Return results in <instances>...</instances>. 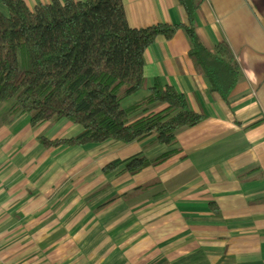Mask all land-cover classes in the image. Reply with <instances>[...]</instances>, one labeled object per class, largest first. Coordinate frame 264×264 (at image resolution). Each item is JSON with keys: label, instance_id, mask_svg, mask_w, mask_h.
<instances>
[{"label": "crops", "instance_id": "0c3cea01", "mask_svg": "<svg viewBox=\"0 0 264 264\" xmlns=\"http://www.w3.org/2000/svg\"><path fill=\"white\" fill-rule=\"evenodd\" d=\"M21 1L32 10L52 0ZM121 3L131 29L187 25L178 0ZM195 23L207 50L228 47L241 80L224 102L189 60L182 30L154 41L147 85L171 87L203 117L164 163L104 174L166 150L153 138L48 149L39 138L81 128H32L27 117L0 126V264H264V0H203Z\"/></svg>", "mask_w": 264, "mask_h": 264}, {"label": "trees", "instance_id": "16d2710c", "mask_svg": "<svg viewBox=\"0 0 264 264\" xmlns=\"http://www.w3.org/2000/svg\"><path fill=\"white\" fill-rule=\"evenodd\" d=\"M187 25L131 29L121 0H52L32 10L21 0H3L0 11V126L27 117L32 128L68 122L81 128L71 139L39 143L48 149L153 138L166 152L147 160L135 156L114 162L104 174H139L178 153L176 137L203 117L184 95L147 85L143 55L158 37L182 30L188 58L226 102L240 82L239 69L225 44L207 50L196 36L195 14L203 0H178Z\"/></svg>", "mask_w": 264, "mask_h": 264}]
</instances>
